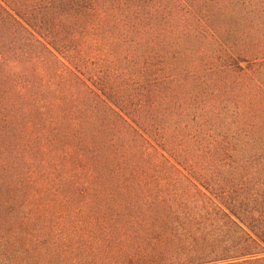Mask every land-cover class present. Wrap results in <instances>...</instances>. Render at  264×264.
<instances>
[{
  "label": "trees",
  "instance_id": "1",
  "mask_svg": "<svg viewBox=\"0 0 264 264\" xmlns=\"http://www.w3.org/2000/svg\"><path fill=\"white\" fill-rule=\"evenodd\" d=\"M0 264H264V0H0Z\"/></svg>",
  "mask_w": 264,
  "mask_h": 264
}]
</instances>
